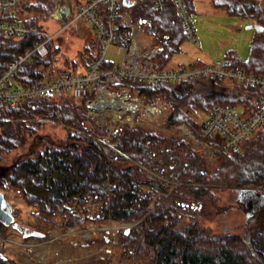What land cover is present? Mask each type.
<instances>
[{"label":"trees","instance_id":"1","mask_svg":"<svg viewBox=\"0 0 264 264\" xmlns=\"http://www.w3.org/2000/svg\"><path fill=\"white\" fill-rule=\"evenodd\" d=\"M58 1L26 0L20 14L26 23L40 25L39 20L44 15L58 14ZM187 1L192 14L194 0ZM210 3L214 9L229 15L252 19L253 24L264 23V0L260 3L210 0ZM131 9L133 18L140 22L146 35L155 45L163 47L159 61L162 65L173 66L169 65L168 59L181 51L185 36L172 3L166 0L163 9L158 10L148 0L134 3ZM255 31L248 60L237 59L236 62L264 75V30ZM34 41L33 34L19 38L0 34V72L16 56L31 49ZM52 44L53 40L48 44L46 57L32 53L18 65L16 78L21 84H39L66 68L54 66ZM86 50L84 66L96 52H88L89 47ZM203 63L197 60L190 64ZM105 65L112 63L105 62ZM68 69L78 70L75 66ZM222 84L214 78H195L184 83H130L119 79L113 88L127 86L147 103L163 100L171 106L165 123L185 122L199 131L202 116L215 103L251 105L249 94L253 89L239 84L233 87ZM85 111L84 101L69 93L54 98L52 104L34 100L0 108V158L16 148L28 146L26 156L11 161L4 173L6 187L18 189L39 218L53 222L59 216L69 225L77 221V217L68 211L66 204L83 203L92 198L100 201L103 218L136 222L128 232L123 229L116 234L117 242L126 250L127 257L122 264H264V225L243 235L211 233L195 218V200L201 199L199 197L207 190L203 184L218 179L226 163L240 166H237L239 170L233 183L264 184V123L240 143L236 152L220 154V165L211 175L206 170L204 157L192 150L185 138L168 139L142 126L123 125L111 133L109 146L99 142L94 135L105 132V126L96 125L95 134L91 135L92 128L85 121ZM37 116L63 122L72 129H68L62 142L44 139L38 135L39 124L30 120ZM30 137L31 141L28 140ZM138 164L167 173L168 179L177 185L170 189V182L146 176ZM224 178L228 179V176ZM142 184H147L149 189L143 190ZM157 192L164 194L153 201ZM0 264L17 262L0 256Z\"/></svg>","mask_w":264,"mask_h":264},{"label":"rangeland","instance_id":"2","mask_svg":"<svg viewBox=\"0 0 264 264\" xmlns=\"http://www.w3.org/2000/svg\"><path fill=\"white\" fill-rule=\"evenodd\" d=\"M82 2L83 0H59L57 2L58 9L64 8L66 10L64 19H60L59 15L55 14L51 16L44 15L39 20L41 29L53 35L51 49H55L52 62L56 68L75 66L78 70H84L83 62L87 53L86 48H90L88 52L96 51V45L94 44L95 29L90 22L79 20L61 30L63 24L70 20ZM210 5V0H194L191 20L196 30V42L191 43L183 40L180 46L181 51L174 53L168 59L169 65L178 63L190 64L197 60L210 62L215 58L229 56L233 53L236 54L235 58L239 61L248 60L250 43L256 36V29L254 27L247 28V26L252 25L254 23L253 20L229 15L222 10L214 9ZM24 15L26 16L27 12ZM138 32L144 36V42L150 41V37L144 35L145 32ZM142 44L144 46L145 43ZM123 53L122 49L111 45L106 52L105 58L118 63L123 59ZM223 84L225 87H233L228 83L223 82ZM129 90L131 98H134L137 92L130 88ZM141 101L143 105L157 106L159 108L157 115L151 116L143 111H131V109L122 112L121 109H118L120 106L117 105L116 107L114 106V109L118 110L108 109L107 112L98 116L102 120L100 123H103L98 125L105 126V132L97 133V131V134L93 133L96 124L88 122V120L90 122H94V120L90 119L91 117L88 118L86 110L85 121L93 130V132L90 131V134H95L94 136L99 142L107 143L108 146L111 133L120 129L123 125L130 127L133 125L142 126L161 133L168 139L185 138L184 140L190 142L191 149L200 152L204 157L206 170L212 175L216 167L220 165V158L203 152L206 144L204 142L197 144L183 131L189 129L194 134H197L198 130L185 122L172 125L165 123L171 106L163 100L156 99L153 103ZM205 117L206 115H203L201 121ZM30 120L39 124L38 135L53 142L65 140L68 129H72L65 123L50 118L43 119L37 116ZM131 121L133 122L132 124ZM106 128L113 129L109 135ZM28 140L31 141L32 137ZM258 140H255L257 144H259ZM27 149L28 146L26 144L4 154L0 158V190L13 206L15 221L44 231L45 236L23 238L11 226L0 224V252L3 256L13 259L17 264H122L127 255L126 250L117 242L116 234H118L119 230L124 229L122 225L127 224L130 228L136 222H118L103 218L100 212V201H94L92 198L83 203L73 201L70 205L66 204L68 211L77 217V221L74 223L66 225L62 217L59 216H56L53 222L43 221L34 213V207L25 201L18 189L6 187L4 173H6L10 162L25 157ZM138 165L145 171L146 176L163 182H170V189L177 185L168 179L167 173L162 174L159 170L145 164ZM237 166L239 165L226 163V167L221 171L218 179L215 178L207 182V184H203L207 189L206 193L199 197L201 199L195 200L197 212L195 218H197L201 226L211 233L220 231L243 235L246 231L264 225V205L255 215L246 220V216H244L245 209L238 199L239 188L246 186L255 187L260 188L264 192V184L237 185L233 183L235 180L234 176L239 170ZM227 176L228 179H225L224 177ZM141 188L147 190L149 186L142 184ZM161 194L163 195L164 193H155L153 201ZM153 201L152 204L154 203ZM184 220L188 221V218H184Z\"/></svg>","mask_w":264,"mask_h":264},{"label":"built area","instance_id":"3","mask_svg":"<svg viewBox=\"0 0 264 264\" xmlns=\"http://www.w3.org/2000/svg\"><path fill=\"white\" fill-rule=\"evenodd\" d=\"M26 0H0V34L19 38L33 34L35 41L31 49L7 64L0 72V108L3 106L15 107L21 103L41 100L47 103L54 98L69 93L77 100H83L88 118L100 123L99 115L108 109L122 110L131 108L119 107L114 109L107 105L110 98L125 97L126 103H132L131 111H143L145 114L156 116L158 107L143 105L142 99L136 95L130 96L127 86L113 88L119 79L131 82L148 83H176L185 82L195 78H214L224 83L243 85L253 89L249 94L251 105L242 103H215L206 114L197 134L191 130H183L192 141L205 143L203 152L216 157L224 152H236L240 143L252 136L255 130L264 123V75L245 69L237 63L236 54L215 58L202 65L179 63L173 66L162 65L159 59L163 55V47L150 41H145L138 31H143L140 22L133 18L132 5L148 0H84L76 9L68 22L61 30L69 25L85 20L95 29V55L84 66V70L75 72L68 68L62 69L58 74L43 79L39 84H21L16 78L18 65L28 59L32 53L46 57L49 51V42L53 35L46 33L40 25L29 24L21 13ZM152 7L162 10L166 0H149ZM175 8L178 20L182 27L185 40L195 43L196 30L192 14L189 11L187 0H169ZM262 2L263 0H254ZM63 21V20H62ZM264 30V23L261 24ZM146 35V33L144 34ZM148 36V35H146ZM142 43H145L144 46ZM113 45L124 51L121 61L106 60L108 48ZM167 56V53L164 54ZM105 62L112 63L106 66ZM120 112V111H119ZM121 112V113H122ZM131 119H133L131 117ZM133 122L131 121V124ZM107 129V128H106ZM113 129H107L108 135ZM93 132V130H92ZM124 228L129 226L122 225Z\"/></svg>","mask_w":264,"mask_h":264},{"label":"water","instance_id":"4","mask_svg":"<svg viewBox=\"0 0 264 264\" xmlns=\"http://www.w3.org/2000/svg\"><path fill=\"white\" fill-rule=\"evenodd\" d=\"M58 15L60 18L66 16V10L61 8L58 10ZM248 27H254L256 30H262L263 26L261 24H250ZM238 199L242 203L245 209L246 220L255 215V212L264 204V192L260 188L253 187H241L238 189ZM0 222L4 225H9L17 230L23 238L34 236V237H44L45 232L37 230L35 228L23 225L14 220L13 206L6 199L4 193L0 190ZM125 232L129 231V226L124 228ZM0 255H3L0 252Z\"/></svg>","mask_w":264,"mask_h":264},{"label":"bare ground","instance_id":"5","mask_svg":"<svg viewBox=\"0 0 264 264\" xmlns=\"http://www.w3.org/2000/svg\"><path fill=\"white\" fill-rule=\"evenodd\" d=\"M111 101H108L109 103H107V105H109L110 107L114 108V106L116 107L117 105H119L120 107H124V108H131L132 106H134L132 103H126L125 101V97H121V98H110ZM134 116V115H133Z\"/></svg>","mask_w":264,"mask_h":264},{"label":"flooded vegetation","instance_id":"6","mask_svg":"<svg viewBox=\"0 0 264 264\" xmlns=\"http://www.w3.org/2000/svg\"><path fill=\"white\" fill-rule=\"evenodd\" d=\"M263 205H264V204H263ZM263 205H262V206H263ZM262 206H261V207H262ZM261 207H260V208H261ZM260 208H259V209H260ZM259 209H258V210H259ZM258 210H257V211H258ZM257 211H256V212H257ZM256 212H255V214H256ZM13 215H14V214H13ZM14 220H15V219H14ZM0 224H2V223L0 222ZM3 225H4V224H3ZM5 226H6V225H5ZM7 226H9V225H7ZM12 228H13V227H12ZM0 256H3V255H0Z\"/></svg>","mask_w":264,"mask_h":264}]
</instances>
